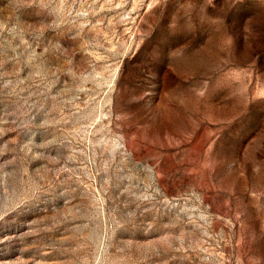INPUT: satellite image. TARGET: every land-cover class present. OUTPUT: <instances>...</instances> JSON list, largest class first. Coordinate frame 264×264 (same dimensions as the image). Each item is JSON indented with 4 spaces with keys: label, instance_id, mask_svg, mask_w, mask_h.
I'll use <instances>...</instances> for the list:
<instances>
[{
    "label": "rangeland",
    "instance_id": "374dc122",
    "mask_svg": "<svg viewBox=\"0 0 264 264\" xmlns=\"http://www.w3.org/2000/svg\"><path fill=\"white\" fill-rule=\"evenodd\" d=\"M0 264H264V0H0Z\"/></svg>",
    "mask_w": 264,
    "mask_h": 264
}]
</instances>
